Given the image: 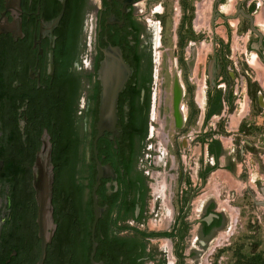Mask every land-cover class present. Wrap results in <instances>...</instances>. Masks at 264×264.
I'll return each instance as SVG.
<instances>
[{
    "label": "flooded vegetation",
    "instance_id": "obj_1",
    "mask_svg": "<svg viewBox=\"0 0 264 264\" xmlns=\"http://www.w3.org/2000/svg\"><path fill=\"white\" fill-rule=\"evenodd\" d=\"M149 1L0 0V259L5 263L35 264L39 255L32 180L43 132L51 144L55 224L43 264H207L212 255L213 240L227 226L224 214L208 198L197 218L190 216L206 177L224 156L213 137L201 139L211 161L197 174L200 186L184 189L182 184L191 187L189 180H179L177 203L174 206L170 198L167 213L172 223L147 227L159 215L160 205L149 204L151 176L143 160L156 42L152 27L139 15ZM212 16L214 23L229 25L239 19L246 25L255 37L249 48L264 61L262 48L253 47L258 36L250 29L251 20L264 47V27L256 22H264V0H212ZM108 46L121 50L131 73L117 100L118 134L104 133L95 156L97 70ZM208 88L206 116L218 94ZM60 119L65 120L64 128ZM129 120L135 129L127 137ZM66 133L74 145L69 146L65 166L58 161L57 149ZM96 161L109 166L112 175L101 178L95 192L101 211L92 236Z\"/></svg>",
    "mask_w": 264,
    "mask_h": 264
},
{
    "label": "rangeland",
    "instance_id": "obj_2",
    "mask_svg": "<svg viewBox=\"0 0 264 264\" xmlns=\"http://www.w3.org/2000/svg\"><path fill=\"white\" fill-rule=\"evenodd\" d=\"M211 4L212 0H150L139 15L146 27H152L156 42L143 160L151 176L149 204L160 205L159 215L147 227L158 229L172 223L167 213L170 198L174 206L177 203L179 180H189L191 187L182 184L184 189L200 186L197 174L211 161L201 139L213 137L224 156L206 177L190 216L195 220L199 206L211 198L227 221L212 242L207 264H264V208L256 205L264 200L260 191L264 186V61L249 48L255 37L239 19L229 25L217 20L212 32ZM203 5L207 7L200 14ZM192 47L203 56L195 59L189 72L186 61ZM213 53L221 67L214 88L221 106L206 119L211 93L206 69ZM175 77L183 88L180 113L184 122L179 128L173 116Z\"/></svg>",
    "mask_w": 264,
    "mask_h": 264
},
{
    "label": "water",
    "instance_id": "obj_3",
    "mask_svg": "<svg viewBox=\"0 0 264 264\" xmlns=\"http://www.w3.org/2000/svg\"><path fill=\"white\" fill-rule=\"evenodd\" d=\"M125 1L124 4H128L130 0H118ZM59 18L52 22V25L57 23ZM210 25L212 32L214 31V16L210 19ZM250 29L258 36V44L253 46L254 48L261 47L264 53V47L262 46V35L258 33L250 20ZM1 32V29H0ZM214 46V40L212 42ZM103 59L99 63L97 70V80L100 84L99 103H98V119L96 122V136L93 140L94 155L96 156V143L97 140L104 134L109 133L113 136L118 134L115 126L117 123V100L119 94L123 91L124 86L130 76L131 69L125 64L121 50L115 46H108L102 50ZM191 58L186 61V66L189 72H191L195 63V48H191ZM50 69L53 67L52 56L50 55ZM221 72V67L216 61L215 55L209 60L206 69L207 83L211 88L215 87L217 77ZM183 93L182 85L177 77H175L173 85V116L175 119L176 127L179 128L184 122V115L180 113V99ZM97 175L95 185L92 191L93 202V224H92V236L94 235L95 225L100 217L101 209L97 205L96 189L101 178L112 175V170L109 166H101L96 161ZM109 172L108 174H105ZM52 183H53V166L51 163V144L46 132H43L41 136V145L35 155L33 163V180L32 187L35 192V202L37 205L36 212V224L38 227V237L40 238L39 255L35 264H43L46 254V247L50 242V238L55 229V224L52 218ZM260 191L264 197V186L260 188ZM256 205L264 208V200L256 202ZM96 244L93 242L91 258L94 256Z\"/></svg>",
    "mask_w": 264,
    "mask_h": 264
},
{
    "label": "trees",
    "instance_id": "obj_4",
    "mask_svg": "<svg viewBox=\"0 0 264 264\" xmlns=\"http://www.w3.org/2000/svg\"><path fill=\"white\" fill-rule=\"evenodd\" d=\"M0 59H1V54H0ZM220 94H216L214 96V98L212 99L213 102H212V109L210 110V112L207 114V118H209L211 115L213 114H217L220 110V106H221V100H220ZM61 122L63 123V128L65 127V120L63 119H60ZM131 121L129 120V123H127V126L125 128V133H127V137L130 133V129L132 128V130H134V126L132 125L131 127ZM218 144V143H217ZM74 145V140L69 138V135L66 133L65 134H62L61 136V140H60V144H59V147L57 149V158H58V161H60V165H65L67 164V161H66V156H67V153H68V149H69V146H73ZM217 157L220 156V151L218 150L217 154H216ZM28 250H26L27 252ZM24 253V252H23ZM0 264H19L17 262V260H12L10 261L9 263H5L4 259H0ZM27 264H34V262L32 263H27Z\"/></svg>",
    "mask_w": 264,
    "mask_h": 264
},
{
    "label": "bare ground",
    "instance_id": "obj_5",
    "mask_svg": "<svg viewBox=\"0 0 264 264\" xmlns=\"http://www.w3.org/2000/svg\"><path fill=\"white\" fill-rule=\"evenodd\" d=\"M205 4V3H204ZM207 4H209V3H207ZM209 6V5H208ZM207 7V5H203L202 7H201V9H200V14H201V11H203L205 8ZM256 22L258 23V24H261L263 27H264V25L262 24V22L260 21V19L259 18H257V20H256ZM203 53L201 52V50H199V49H196L195 48V59L198 61L199 59H201L202 60V55ZM196 60H195V62H196ZM194 65H195V63H194ZM196 70V69H195ZM200 94V93H199ZM181 115H182V113H181ZM156 190H158L157 189V187L155 188ZM161 192V191H160Z\"/></svg>",
    "mask_w": 264,
    "mask_h": 264
}]
</instances>
